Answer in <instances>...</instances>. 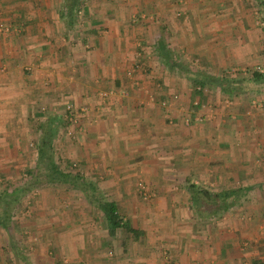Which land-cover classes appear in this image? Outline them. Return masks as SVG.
I'll use <instances>...</instances> for the list:
<instances>
[{"label": "crops", "instance_id": "crops-1", "mask_svg": "<svg viewBox=\"0 0 264 264\" xmlns=\"http://www.w3.org/2000/svg\"><path fill=\"white\" fill-rule=\"evenodd\" d=\"M126 2L86 0L75 8L71 25L68 0H0V26L7 29L0 32V177L24 172L32 156L38 164V147L49 134L51 148L67 155L60 158L83 166L98 192L115 199L119 214L127 216L123 220L141 233L135 238L119 229L109 235L94 198L72 206V217H65L58 214L56 199L50 203L44 196L43 212L13 224V212L30 190L62 183L41 182L12 206L6 196L19 186L0 184V264H264V231H259L264 224V112L251 111V101L261 94L248 95L246 83L237 82L241 78L214 75L237 66H264V29L255 26L257 11L264 17V0H132L127 9L134 8L138 19L149 17L138 22L130 20ZM169 11L184 18L182 34H212L196 36V44L193 36L190 43L206 61L202 69L218 77L215 89L205 85L196 94L187 82L193 87L200 76L186 80L182 72L174 78L175 62L157 53L159 43L167 51L170 46L156 38L161 27L150 17H166ZM168 23L165 31L173 19ZM138 41L153 45L139 50L145 49L149 71L157 66L162 72L159 90L151 84L155 77L140 70L127 76L137 68ZM244 73L239 75L246 78ZM201 77L209 84L210 78ZM71 103L85 110L83 133L73 139L60 136L68 123L64 106ZM193 175L213 192L216 201L206 200V205L219 200L220 208L231 213L240 207L239 215L213 219L227 220L228 231L222 222L215 232H199L191 211L195 202L187 193L197 184L189 179ZM141 177L151 183L155 200L138 197ZM176 179L188 186L176 187ZM81 187L72 186L73 192H83ZM257 192L262 196L252 201ZM221 194L228 197L218 198ZM78 209L88 214L78 217ZM247 240L254 245L245 248Z\"/></svg>", "mask_w": 264, "mask_h": 264}, {"label": "rangeland", "instance_id": "rangeland-1", "mask_svg": "<svg viewBox=\"0 0 264 264\" xmlns=\"http://www.w3.org/2000/svg\"><path fill=\"white\" fill-rule=\"evenodd\" d=\"M127 1H129V2H126L127 3L126 4L127 5L126 6V9L127 8H130V6L132 5V3H130L132 0H127ZM166 5H167V3H166ZM163 7L165 8V6H163ZM172 8H173L172 6H169L168 5V9L169 10H171ZM260 8H258V9H260ZM259 12H262L261 9L259 10ZM259 12L257 11V13L255 14V17H256L255 26L264 29V25H261L262 23H264V17H263V14H260ZM126 13L127 14L129 13L130 20H135V22H138L140 20H145V19L148 20L149 19V17H144V18L138 19V14L136 12H134V8L132 10L127 9L126 10ZM177 13L178 12L175 13V12L169 11V14L166 17H162L161 18V16H154V15L152 17H150L151 18V21H152L151 24L153 23L156 26H160L161 27V32H159V34L157 35L156 38L163 37V39H161V40H164V41L166 40L167 42H169L168 45L170 46L169 47L170 49H168V51L171 54L172 61L175 62V64L177 65L176 68H175V66H174V68H172V74H174V78H176L178 75H181L182 72L184 73V75H185V78L184 79H186V80H187V78L188 79H192L195 76H200V77L201 76H206L207 78H210L209 81H208L209 84L206 83L207 87L209 89H215L217 86L213 84L214 83L213 82V78L218 81V79H217L218 77H216L214 75H217V76L219 75V76H222V77L227 78V79H230L231 78V80L232 79L234 80V79H236L238 77V78H241V80H242V78H245V77L244 76H240L239 75L240 73L242 74L243 71H244L245 72L244 74L247 75V77H250V74L254 70H257L256 67H248V68H245V70H246L245 71L242 68H239L237 66V67L227 68L226 71L225 70L224 71L222 70L220 73L217 71V72L214 73V75H212V72L211 71L202 69V66L204 65L205 59L203 60V58L200 55L197 54V53H199V49L196 48V46H195V44L197 43V40L196 41H194V40L196 39V36H198V35H200V36L205 35L204 37H212V34H209L207 32L204 33L203 31H201L199 34H196L195 36H194V34H192V36H191V33L182 34V29H181L182 28L181 27V23L182 22L181 21L184 18L182 16H180V15H177ZM170 18L173 19L174 24L170 25V27L168 25V28H167L168 31H165V29H163L164 28V25L165 24L167 25L168 20ZM206 18H208V16ZM192 19L193 18H190L191 22H192ZM163 22H166V23H163ZM145 23H147V22H145ZM145 23H142V25H144ZM132 25H133V23H132ZM134 25H135V23H134ZM142 27H144V26H142ZM168 33H170V35ZM192 37H193V41L195 42V44H193L194 42L193 43H190ZM150 40H152V39H150ZM209 40H210L209 41V45H210V44H212L211 38H209ZM138 44H139V46L137 48H138V51L139 52H136V53H140V56L135 53L136 61H134V63L136 62L137 68L135 69V72L133 73V75H135L137 73V70H140L141 75L147 74V75H151V76L155 77L153 79V81H152L151 84L154 85L153 88L159 90V88H160L159 86L161 85L159 83L160 82V79L159 78H161L160 77V74L162 72L160 71L159 68H157V66H155V69L154 70L150 69V71L152 70L151 71L152 73H151L149 71V69L147 68L148 65H144V63H143V52H145L144 51L145 49L143 51L139 50L143 46L146 47L147 50H151L152 47H153V45H151L150 43H147L146 45H142V42H139ZM171 44H173V46H171ZM210 48H211V52H212L213 49H212V47H210ZM201 50L202 51H205V52L208 51L207 50V47L202 48ZM157 53H158V51H157ZM206 54H205V56H206ZM138 58H139L140 62H137V61H139ZM178 66L182 70L181 72H179V67ZM165 67H163V70L164 71L166 70V71L169 72V69L168 68H165ZM258 68L260 70H263L264 69V66L263 65H259ZM198 71H201L202 75L199 74V73H197ZM206 71L211 72V73H206ZM169 75H170V73H169ZM162 76H164V74H162ZM167 76H168V74H167ZM128 82L131 83L130 80H128ZM237 82H241V81L238 80ZM187 83H189L190 88L193 89V87H191V83L190 82H187ZM242 86H243L244 90L245 89L247 90L248 95L255 94V93L261 94L257 98L254 97L253 100L251 101V105H252L251 111H253V112H262L263 111L264 112V110L258 109L253 104L254 102H257V101H260L261 103L264 104V86H262V85H256L253 82H248L246 84H243ZM151 90H153V89H151ZM121 91H124V90H121ZM121 94L122 95H125V97H126V94L125 93H122L121 92ZM100 101H102V100H100ZM233 102H234V100H233ZM225 103H226V105H228V104H231V101L228 99V100L225 101ZM69 105L73 106V109L75 110V112L77 113L76 115L78 116L77 118H78V124L79 125L78 126L76 125V127L74 125L72 126L70 124L69 119H68V115L66 113V111H67L66 106H69ZM161 105H162V107L164 109L168 107L167 106L168 105L167 104V101H162L161 102ZM77 106L75 105V103L65 104V106H64V117H65V120L68 121V123H66V127L64 128V132L65 133L62 130L63 134H61L60 136H63V137L64 136H67V137H69V138L71 137L73 139L76 136L79 137L80 136V133H83V132H81L82 131V124L80 122L81 121L80 120L81 119L80 115L81 114H84L85 110H84L83 106L82 107H79V105H77ZM81 108H83V109H81ZM81 110H84V111H81ZM40 112H41V116H43L44 114L42 115V111H40ZM210 115L211 114H209V117H210ZM212 115H214V114H212ZM45 116H46L45 118L48 120L49 116L48 115H45ZM200 117L201 116H197V119L198 120L199 119L201 120ZM36 118H39V116L37 115L35 117V119ZM42 120H43V118L40 119V122ZM37 121L39 122V120H37ZM42 122H45V121H42ZM38 139H39V134L38 135L36 134L34 140L37 141ZM32 143H34V142H32ZM51 143H52V141H51ZM35 148H36V145H35V147H33V146L32 147H29V149L32 150V151ZM52 150H53V158H54V161L57 162V165L59 166V168L64 173H70L72 175L73 174H76V173H79V175H81L83 177V179H85L84 182H86V184L87 183H93V184L96 183V180H95L94 177H91V175H85V170H84V168H82L83 166H79L78 163H75V162H72V161H69V160L67 161L66 159H63V158L61 159L60 158V155L62 153L61 149L52 147ZM62 155L63 156H67L64 153H62ZM34 160H35V156H32V159L28 161V164H30V161H31L30 166L28 168H26L24 172L19 171V175H17V176L16 175L11 176V178H1L0 177V184H1V186L7 185L11 189L14 188V187H17V186H22L25 183L31 181L32 180V177H34L33 175L39 176V180L41 182H43V184H45L46 183L45 182L46 181V178H45V167H44V164L46 162H44V163L42 162L43 163L42 164V163H39V161H38V164H37V160L35 162H34ZM190 178L194 182H197V184H193V185L196 186V190L198 192L197 194L200 195V197L198 196V198H199L198 201L195 202V203H193V205H191L192 206V210L191 211H192V214H193V218H195L196 219V222L200 225V226H198L199 232H204L202 230H207V229H210V228L213 230V232H215L217 230L218 226H220L219 223H222V222H224V226L222 227V230H227L228 231L229 230V227H228L229 225L227 223V220H213V219H221V218H223L226 215V213L232 214L231 216H233L235 214L236 215L237 214L239 215V212H242V211H240V207H238L237 205L234 206V208H232L233 212L231 213V212H226V211H224V209H221L220 208L219 200L216 203H210V204L208 203L209 205H206L205 204V201L206 200L200 194L201 191L207 190L211 194H213V192H210L207 187H203V185H202L203 179L200 180V179L196 178L195 175L189 177V179ZM181 184H180V180L179 181H178V179L175 180V186L176 187L178 185H181ZM136 185H137V189L139 187V189L141 190V193L139 194L140 196L138 195V197L143 202H148V201H150L153 198L155 200L157 194L154 191H152V189H151V186H152L151 183L150 182H147V180L144 177H141L136 182ZM182 185H184V186L187 187L188 186V183L184 180ZM49 186L48 185H46V187L41 186V188L39 187V188H35V189L30 190V192L27 194V196H25L19 202L17 208L14 210V212H13V219H12L13 224H15L16 221L19 222L20 220H33L34 217L36 216V214H39L40 212H43V204H42V201L44 199V196L46 198V201L47 202H50V203H52L56 199V203H57L56 204V208L58 210V214L59 215L61 214V215L65 216V217H72V215L70 213V211H71L70 208L72 206H75V207H76V205L79 206L80 203H83V205L84 204L87 205L86 200L89 201V198L86 197V194L84 192L74 193L73 192L74 190L72 189V185L70 183L57 184L56 185L57 188H55L56 186H54V187L52 185H49ZM74 187H76V186H74ZM79 187H80V184L77 185V188H79ZM187 189H188V187H187ZM46 190H49V191L47 192ZM180 190H182V189H180ZM187 193H189V198L191 199L192 197H191L190 191L188 190ZM216 193L217 192H215V194ZM240 194L241 193H236L235 196L236 197L239 196L238 199L241 201ZM260 194L262 196V193H259V192L255 193L254 196L251 195L252 201H254V200L255 201H257V200L259 201L258 198L260 197ZM147 196H149V197H147ZM42 197H43V199H41ZM253 211L257 212L259 210L255 208ZM77 212H78L77 213L78 214V217L79 216L82 217L81 212H84L85 215L88 214V212L85 211L84 209L80 213H79V209H78ZM241 214L245 215L244 213H241ZM255 215L256 214H253L252 216H250V217L247 216V217L250 220H253L252 217L253 216L255 217ZM123 216L124 217H127L125 214ZM198 217L199 218L206 217L205 218L206 220L198 219ZM250 220H248V222ZM259 227H260L259 228V231H260V233H262L264 231V224H260ZM250 243L251 242L248 241V240L247 241H244L243 246L246 248V247H248L250 245H254V244H252V243L250 244Z\"/></svg>", "mask_w": 264, "mask_h": 264}, {"label": "trees", "instance_id": "trees-1", "mask_svg": "<svg viewBox=\"0 0 264 264\" xmlns=\"http://www.w3.org/2000/svg\"><path fill=\"white\" fill-rule=\"evenodd\" d=\"M86 0H68V4H66L67 10H68V23L73 24V12L79 9L82 4ZM158 53L160 56L166 60V62L172 61L171 54L169 51H167L164 48V44L161 42L158 44L156 47ZM201 77L196 78L192 80L193 84V91L196 94H201V91H203L206 82L200 80ZM248 82H253L256 85H262L264 86V69L260 70L259 68L257 70H254L251 74L250 77L248 78H242L241 84L243 83H248ZM230 86H233L230 84ZM50 135L46 134L45 138H43L41 145L38 147V155H39V163H44L45 167V178H46V183H70L72 186H77V185H82L81 187L82 191L87 195V197L91 199H95V203L97 205V208L100 210V212L104 215L105 220L108 225L109 229V235L113 236L117 230H123L126 233L131 234V236H134L135 238L139 237V234H141L139 231H135L131 228L130 224L128 221H124L122 216L119 214L118 208H117V203L116 200L110 197H105L102 195V193L98 192V188L95 187L93 183H87L84 182L85 179L79 173L76 174H70V173H64L56 164L53 158V150L50 146ZM49 142V143H48ZM42 163V164H43ZM188 182V181H187ZM41 184V181L39 180V176H35L33 180L25 183L22 186H19L15 188L11 195H7L6 197L9 198L10 206L14 205L19 199L30 189L33 187ZM190 193H191V199L193 202L198 201V196L200 197L199 194H197L196 186L194 185H189L188 187ZM205 200L207 201H216L214 196L211 195V193L203 190L200 193ZM228 194H221L217 196L218 198H226ZM8 206V205H7ZM0 207H3L4 209V204L0 203ZM6 207L5 210L3 211L2 218L4 217V220H6ZM2 220V219H0ZM5 225V224H2ZM6 227V226H4ZM251 264H262L259 262H252Z\"/></svg>", "mask_w": 264, "mask_h": 264}, {"label": "built area", "instance_id": "built-area-1", "mask_svg": "<svg viewBox=\"0 0 264 264\" xmlns=\"http://www.w3.org/2000/svg\"><path fill=\"white\" fill-rule=\"evenodd\" d=\"M261 25H264V23H262ZM1 27H2V25L0 26V32H2V31H6V30H7V29H2ZM134 70H135V68H132L131 70H129V71L127 72V76H128V77H132L133 73L135 72ZM101 95H102V94H101ZM101 97H102V99H104V97H106V96H105V94H103ZM253 104H254V106L257 107L258 109H262V110H264V104L261 103L260 101L254 102ZM66 108H67L66 113H67V115H68V119H69L70 124H71L72 126L74 125L75 127H76V125L78 126V125H79V124H78V118H77L78 116L76 115L77 113H76L75 110L73 109V106L69 105V106H66ZM171 264H172V263H171Z\"/></svg>", "mask_w": 264, "mask_h": 264}]
</instances>
